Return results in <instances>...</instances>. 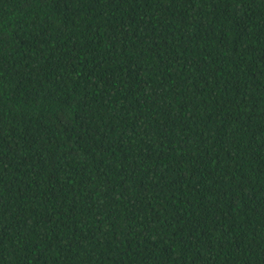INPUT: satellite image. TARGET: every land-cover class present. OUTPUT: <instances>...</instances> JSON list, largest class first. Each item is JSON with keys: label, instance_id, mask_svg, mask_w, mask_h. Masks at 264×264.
Returning <instances> with one entry per match:
<instances>
[{"label": "trees", "instance_id": "trees-1", "mask_svg": "<svg viewBox=\"0 0 264 264\" xmlns=\"http://www.w3.org/2000/svg\"><path fill=\"white\" fill-rule=\"evenodd\" d=\"M0 264H264V0H0Z\"/></svg>", "mask_w": 264, "mask_h": 264}]
</instances>
